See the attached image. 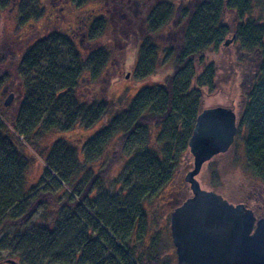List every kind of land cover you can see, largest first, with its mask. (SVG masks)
<instances>
[{"label":"trees","instance_id":"1","mask_svg":"<svg viewBox=\"0 0 264 264\" xmlns=\"http://www.w3.org/2000/svg\"><path fill=\"white\" fill-rule=\"evenodd\" d=\"M7 1L0 0V6ZM73 1L82 6L91 0ZM133 2L139 3L137 11L117 29L134 46L130 49L136 53L134 76H151L161 65L160 53L171 61V70L163 84L141 89L126 104L83 98L76 90L83 65L68 37L43 38L27 48L20 62L22 99L10 123L0 116V235L14 231V251L27 263L32 257L39 264H81L85 258L86 264H97L101 238L124 258L133 256L140 243L149 251L147 263L159 264L164 254L160 251L169 247L152 233L149 210L183 168L204 89L210 95L218 88L217 68L205 56L219 49L226 64V80L220 81L224 84H233L235 68L243 67V62L258 64L237 116L236 137L241 138L247 166L264 183V23L250 17L251 0ZM175 2L181 9L178 15ZM28 3L31 7L25 5L24 16L37 13V0ZM107 23L96 19L86 25V42L98 38ZM65 46L68 65L61 50ZM98 52L88 57L91 79L108 63V52ZM15 57L12 43L4 41L0 66H12ZM103 119L106 123L79 150L60 137L43 147L47 153L40 149L39 139L47 133L91 128ZM149 129L159 130L158 139L140 150ZM35 156L43 169L31 184L27 171ZM123 161V172L111 181L112 170ZM95 193H101L100 203L92 197ZM185 199H178L177 206ZM39 213L42 218L50 216L46 222L50 224L28 231ZM75 217H84V227L79 228ZM166 258L161 264H169L170 256Z\"/></svg>","mask_w":264,"mask_h":264},{"label":"rangeland","instance_id":"2","mask_svg":"<svg viewBox=\"0 0 264 264\" xmlns=\"http://www.w3.org/2000/svg\"><path fill=\"white\" fill-rule=\"evenodd\" d=\"M38 1L39 7L37 6V8L42 12V16L40 17L38 16V11L36 14L31 15V13H29L24 16L25 5L28 4L31 7L28 0H8L5 4L0 6V45L4 44V41L12 43L16 52L15 62L12 66H10V64L6 66L3 64L0 66V78L3 79V82L0 83V91L1 88L4 87L10 94L15 96L12 105L8 107H5L3 104L7 96L0 99V116L5 122H11L10 119L20 103V98L22 99V81H20L21 78L18 76L20 72L18 70L20 62L27 48L33 45L31 42L40 37L45 38L52 35H59L58 38L71 37L74 40L72 44L79 53L81 52V65H83L81 73V77L83 78L80 82L78 81L76 90H78L80 94H84L83 98L94 96L98 98V100H122L124 103L130 101L141 89L152 88L156 85L163 84L166 74L171 70V61H166L164 59V54L162 55V53H160L161 65L155 72L144 79L136 78L134 76L133 67L136 53L130 51L131 48L134 49V46H132V43H127V37L118 34L119 29L114 27L115 17H113V21H107L108 23L103 33L94 41L86 42L85 37H81L80 43L86 48H84V51L78 49V37L75 35L71 36L68 30H73L78 27V32L81 34L83 32V22L89 25L96 19L106 21V17H103L105 15L100 11L101 4L98 0H91L82 6H77L73 0H68L67 6L61 10V14L59 13V8L62 7V4H56V0H52L51 6L49 0ZM148 1L149 0H147V3ZM174 7L176 8L174 13L177 15L180 14L181 9L177 2L174 3ZM55 14L60 15L57 22L53 21V15ZM47 17L50 18L49 21ZM250 17L264 23V0H251ZM61 50L67 54L64 61L68 65L70 59L68 55L69 49L65 46L61 48ZM102 50L108 52V63L97 78L93 77L91 79L90 70L87 68L88 57L94 54L96 55V52ZM85 51L87 52L84 53ZM205 57L206 61L213 62L216 66L215 78L216 81L219 82V85L216 91L210 95L206 93L204 89L200 110L223 107L231 109L238 116L244 103L245 93H247L248 87H250L258 64L256 61H253L250 65L251 62L247 61L243 62V67H236L234 82L232 85H229L228 83L224 84L220 82L223 78L225 79L224 76L226 75V68L223 67L226 66V64L221 62L223 61L221 49H219V51L217 50L215 54L208 53ZM105 123L106 119H103L91 128L77 126L67 132L55 131L47 133L39 139L41 145L40 149H42L43 153H47L48 150L43 149V147H49L55 138L60 137L79 150L82 142L93 135L94 132L100 129ZM147 132V139L141 144L142 146L144 145V147L140 150L146 149L147 146L150 145V142H156L158 139L159 130L149 129ZM112 146L113 145L109 146L108 153H111ZM29 151L31 154L33 153L32 150ZM34 159V162L27 171V177L31 184L37 182L43 169V163L40 159L36 158V156ZM101 163L102 160L97 161L95 163V169H98L99 166L102 165ZM123 167L124 161L112 170L109 179H111V181L112 178L115 177L118 179L123 172ZM192 168L193 158L187 153L183 168L177 173L173 181L163 188L159 194L158 200L154 202L152 209L149 210V213L152 214L154 218L152 233L157 235L158 241H165V244L169 247L168 251H160L164 252V254L161 256L159 264L163 263V261L167 259V256H170L169 264H177L175 249L171 246V237H169V215L175 206H177L178 199L184 197L188 198L190 196L189 186L184 182V175ZM196 180L202 190L219 194L231 204H243L248 208H256L258 205H264V183L256 178L247 166L241 138L236 136L232 146L226 153L213 157L202 166ZM111 181H109V183ZM106 190H108V192L111 191L112 186L108 187ZM100 194L98 196V194L95 193L92 196L95 201L99 203ZM84 217H78L79 220H77L76 217L74 218V221L79 222V228L84 227ZM47 218L50 220L51 217L42 218L40 213L37 214L27 230L35 231L37 226H46V222H48ZM76 229H78V227ZM23 232V230L18 232V237H20ZM13 234L14 231L9 229L5 230L3 234L0 235V264H16L18 262L21 264V261L23 264H39L38 261L31 259L32 257H29L30 260L28 259V263L26 258L23 257L20 259L17 257L16 254L18 252L14 251V241L11 240ZM99 240L103 251H98L101 252V260H99L100 262L97 264H131L134 260L140 264H148L149 251H146L144 246H140V243L136 244L138 245L136 247L137 251H133V256H125L124 258L121 257V252L109 249L107 244H104L103 239L101 240L100 238ZM86 263V258L81 261V264Z\"/></svg>","mask_w":264,"mask_h":264},{"label":"water","instance_id":"3","mask_svg":"<svg viewBox=\"0 0 264 264\" xmlns=\"http://www.w3.org/2000/svg\"><path fill=\"white\" fill-rule=\"evenodd\" d=\"M12 99L9 94L4 106ZM236 132L231 109H203L195 118L188 141L193 168L184 175L190 196L169 215L177 264H264V218L256 220L245 205L202 190L196 180L205 163L229 150Z\"/></svg>","mask_w":264,"mask_h":264},{"label":"flooded vegetation","instance_id":"4","mask_svg":"<svg viewBox=\"0 0 264 264\" xmlns=\"http://www.w3.org/2000/svg\"><path fill=\"white\" fill-rule=\"evenodd\" d=\"M49 1H50V6H51L52 5V3H51L52 0H49ZM56 1H57L56 4L57 3H61L62 4V7L59 8V13L61 14L62 13L61 10H63V8H65L67 6L68 0H56ZM161 1H163L165 3V0H161ZM38 2L39 1L37 0V6L39 7V3ZM98 2L101 4L100 11L103 13V15H105L103 17H106L105 19L108 22H111V20L113 21V17L116 18L115 19V24H114V27L116 29L118 28V25H120L121 22L129 20L130 15H134L135 14L134 12L137 11L136 8L139 5L138 2H133V0H98ZM37 11L39 12L38 16L39 17L42 16V12H41V10L39 8H37ZM59 16L60 15H56V14L53 15V21L57 22L59 20ZM89 18H90V16H89ZM89 18H87V19H89ZM47 20L49 21L50 18L47 17ZM86 25H87V23L83 22V27H82L83 31H84V28L86 27ZM68 31H69L68 33H70L71 36L75 35V36L78 37L77 38V47H78L79 50L84 51V48H86V47H83L82 43H80L81 42V37L84 38L83 32L80 34L78 32V27L74 28L73 30L71 29V30H68ZM69 38L71 39L72 43H74V40L71 37H69ZM42 39L43 38H41V37L37 38V39H34L31 42V44L37 43V42L41 41ZM86 52L87 51H85L84 53H86ZM250 86H251V83H250ZM248 88H250V87H248ZM3 89H4V87H3ZM3 89H1V91H0V99L4 98L5 96H8L10 94V92L7 91V89L4 90V92H3ZM14 100H15V96L13 95L12 103H13ZM12 103H11V105H12ZM249 209L253 212V215H254L256 220L264 218V205L263 206H259L258 205L256 208H249Z\"/></svg>","mask_w":264,"mask_h":264}]
</instances>
